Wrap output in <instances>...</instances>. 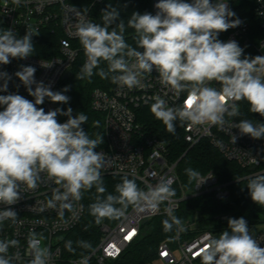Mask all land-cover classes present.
<instances>
[{
    "label": "clouds",
    "instance_id": "obj_1",
    "mask_svg": "<svg viewBox=\"0 0 264 264\" xmlns=\"http://www.w3.org/2000/svg\"><path fill=\"white\" fill-rule=\"evenodd\" d=\"M13 2L19 5L21 0ZM154 8V14L133 11L124 19L121 7L109 3L101 10L100 22L73 8L74 35L85 58L76 78L91 81L99 76L128 90L147 89L149 78H154L165 91L152 97L150 112L173 135L179 124L227 128L233 144L245 135L264 139V122L236 119L243 115L242 104L249 113L264 117V55H246L237 41L219 39L221 33L242 24L228 0H157ZM129 29L132 43L126 37ZM34 35L38 33L28 28L22 37L11 28H0V65L31 57L36 51ZM36 71L23 64L13 74L0 70V93H5L0 94V231L6 222L19 223L12 206L23 194L29 196L41 187L48 189V195L38 211L53 210L64 223L79 219L86 196L88 215L97 225L122 222L133 214L155 215L162 205L174 203V180L168 175L144 187L137 177L123 175L110 192L104 173L113 160L96 150L103 136L93 137L85 130L89 117L84 112L74 113L70 106L45 111L41 105L46 100L69 104L65 93L70 88L54 91L35 79ZM13 77L20 81L16 89L22 84L33 99L9 92ZM61 116L66 117L64 122L59 121ZM233 128L239 136L231 132ZM184 171L196 186L206 181L196 169ZM246 187L251 200L264 206V172L249 176ZM166 213L162 221L166 233L186 230L172 207ZM227 225L218 235L201 238L192 252L199 264H264V238L252 233L246 219L229 217ZM25 241L22 246L15 237H0V264H54L44 232L29 230ZM64 246L73 254L77 248L83 250L73 264H90L84 254L93 247L89 241L77 240L74 247L72 240H66Z\"/></svg>",
    "mask_w": 264,
    "mask_h": 264
},
{
    "label": "built area",
    "instance_id": "obj_2",
    "mask_svg": "<svg viewBox=\"0 0 264 264\" xmlns=\"http://www.w3.org/2000/svg\"><path fill=\"white\" fill-rule=\"evenodd\" d=\"M102 1L91 0L92 5ZM73 8L85 13L87 19L94 20L88 10L77 8L67 0H21L19 5H16L13 0H0V21L4 28H11L19 37L25 34L27 28L37 33L51 29L54 33L61 34L58 40V54L51 57L32 55L25 60L13 59L9 65H0V70L13 74L21 64L34 66L37 69L35 79L50 84L52 90L55 91L64 79L66 72L72 71L80 53H83L79 41L74 35L77 18L72 11ZM256 12L264 31V15L261 14L264 13V0L257 1ZM247 33L248 25L241 24L230 29L227 41L248 42ZM256 48L261 55H264V38L256 45ZM40 62L45 65L51 64V67L43 68ZM155 75L154 72L153 76ZM148 82L151 86L143 90L121 89L116 85L112 91L100 88L93 91L92 108L104 114V145L97 151L106 153L113 160L112 167L104 174L135 176L141 187H144L146 182L156 183L157 178L161 175H168L173 178V187L176 188L181 184L177 170L179 160L174 161L170 155L169 144L157 134L148 131L137 118L138 109L142 106H150L154 95H164L165 90L154 78H149ZM16 84H20V81L13 77L9 83V92L18 91V94L27 99H33L22 84L18 90L15 87ZM166 98L171 102V94ZM181 99L183 98L181 97ZM55 105L46 100L41 107L47 111L55 109ZM183 129L184 139L191 146L202 139H208L228 160L234 161L242 167L255 169L253 174L264 172V143L261 140H254L245 135L239 137L233 144L227 128L221 130L215 126L188 127L184 125ZM231 132L239 136L238 129L233 128ZM200 174L202 178L206 179L204 183L196 186L194 181L189 191H183L180 195L176 194L173 198L174 203L162 205L160 211L155 215L136 216L133 214L122 222L102 223L99 243L88 255L89 261L94 258L98 263L103 264L108 260L119 258L126 248L139 238L143 223L155 216L167 215L166 208L169 206L175 212L180 208L181 202L188 197L210 193L218 200H228L230 196L229 182L220 181L212 171L200 172ZM47 195L46 187H41L38 191L30 193L29 196L23 194L24 198L12 206L19 215V223L12 225L10 222H6L3 230L0 231V237H15L24 246L26 244L25 236L29 230L35 229L44 232L47 237L46 242L54 253V264H73L79 258L66 259L64 257L63 239L65 234L74 229L84 217L85 205L78 220H69L64 223L58 219L53 210L38 211L40 203L47 199ZM31 207H34L35 210H30ZM209 233L215 234L213 231L205 230L194 237L184 239L183 232H180L173 239L163 240L158 246V256L153 262L199 264V258L194 257L192 252L197 248L201 238ZM254 235L257 238H264V224L256 229ZM261 246H264V243Z\"/></svg>",
    "mask_w": 264,
    "mask_h": 264
},
{
    "label": "trees",
    "instance_id": "obj_3",
    "mask_svg": "<svg viewBox=\"0 0 264 264\" xmlns=\"http://www.w3.org/2000/svg\"><path fill=\"white\" fill-rule=\"evenodd\" d=\"M77 8L88 10L95 22H100L101 10L104 9L109 3L119 5L122 9L121 17L127 19L131 12L139 11L141 13L147 11L154 14L153 0H103L100 3L92 5L91 0H67ZM258 0H228L230 8L237 14L242 21V24L248 25L247 37L248 42H238L241 47L245 48V54L256 56L261 55L257 50L258 45L264 38V31L261 27L260 19L256 12V4ZM0 28H4L0 21ZM229 31L220 34L219 39L227 41ZM61 36L60 33H54L51 29H46L33 37L35 46V53L33 56L37 57H51L58 54V40ZM132 30L126 32V37L129 43H132ZM84 54L80 53L76 62L72 67V75L67 79H63L55 91L62 90L68 86L70 90L65 93L71 99L67 105L56 104V107H61L66 110L71 107L75 112H84L88 117V122L83 127L89 132L90 135L103 136V143L96 150L104 145V114L97 112L92 108V94L97 88L112 91L115 84L110 80L101 79L99 76H93L91 81L78 80L76 73L79 71L80 66L84 62ZM243 115L237 117L249 118L258 122H264V117L259 114L249 113L247 105H241ZM138 121L145 126V128L157 134L161 139L169 144L171 158L178 163V174L181 181L180 185L175 188L176 194L180 195L183 191H189L193 182H189L188 176L185 173L186 168H193L202 173L214 172L223 182L230 183V196L228 200L221 201L214 197L213 194L207 193L197 196H192L184 199L181 202L180 208L174 212L179 217L184 225L189 221L191 222L195 215L199 217L194 221L197 222V229L188 230L183 232V238H191L199 232L210 230L218 235L223 230L227 229V218H240L243 217L248 222L249 228L252 233L258 227L264 224V206H259L254 203L246 187L247 178L254 175L255 169L245 168L234 161L228 160L221 151L215 147L208 139H202L195 145L191 146L184 139L183 126L178 124L175 135L167 132L165 126L154 118L150 112V106H142L137 112ZM60 122H64L66 117H58ZM264 143V139H261ZM181 158V159H180ZM123 175H108L104 174L105 184L111 192L114 185L119 182ZM138 184L140 182L137 180ZM89 198L86 196L83 200L85 205V215L80 223L72 230L67 232L63 239V254L66 259H77L80 257L83 250L77 248L76 253H70L65 249L64 242L66 240H87L92 244V249L84 254L89 255L98 245L101 237L100 225L94 223L93 218L88 215L87 204ZM167 218V215H158L141 225V233L139 238L131 243L123 254L113 260H108L103 264H149L153 262L158 256V246L163 240L173 239L176 232L166 233L163 230L162 221ZM103 223L115 224L113 221H105ZM90 264H100L96 259H91Z\"/></svg>",
    "mask_w": 264,
    "mask_h": 264
},
{
    "label": "rangeland",
    "instance_id": "obj_4",
    "mask_svg": "<svg viewBox=\"0 0 264 264\" xmlns=\"http://www.w3.org/2000/svg\"><path fill=\"white\" fill-rule=\"evenodd\" d=\"M154 4L157 2V0H153ZM155 8H154V13H155ZM199 217V214L195 215L194 219L191 221V222H187L184 226H185V229L188 228V230H194V229H197V222L194 221L195 219H197ZM149 264H161L160 262H151Z\"/></svg>",
    "mask_w": 264,
    "mask_h": 264
},
{
    "label": "water",
    "instance_id": "obj_5",
    "mask_svg": "<svg viewBox=\"0 0 264 264\" xmlns=\"http://www.w3.org/2000/svg\"><path fill=\"white\" fill-rule=\"evenodd\" d=\"M93 22H95V21L93 20ZM71 75H72V71H71V70H68V71L66 72L65 76H64V79H67V78L71 77ZM180 159H181V158H180ZM179 161H180V160H179Z\"/></svg>",
    "mask_w": 264,
    "mask_h": 264
}]
</instances>
